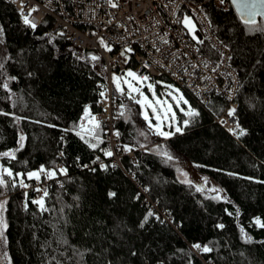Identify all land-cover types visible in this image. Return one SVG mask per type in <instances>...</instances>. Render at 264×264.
I'll list each match as a JSON object with an SVG mask.
<instances>
[{"label":"trees","instance_id":"trees-1","mask_svg":"<svg viewBox=\"0 0 264 264\" xmlns=\"http://www.w3.org/2000/svg\"><path fill=\"white\" fill-rule=\"evenodd\" d=\"M193 1L203 3L215 33L232 53L241 78L236 114L247 134L237 138L216 122L227 106L223 97L200 103L183 90L199 115L179 113L182 132L163 138L149 129L136 101L113 87L125 109L117 131L137 156V164L124 157L123 166L174 220L170 225L153 217L141 228L151 210L142 192L111 161L107 171L90 166L103 143L93 150L75 134L86 106L101 110L99 93L107 83L102 58L91 61L92 54L100 55L79 50L52 33L50 25L32 30L11 3L0 0V82L10 89L0 87V112L10 114L0 115V153L15 150V159L0 155V167L14 174L41 166L67 170L51 179L46 212L32 203V192L22 191L19 177L12 187L5 176L9 187L0 189V200H7L5 250L10 264H264V228L254 223L255 218L264 221V36L249 35L232 5L220 11L208 0ZM98 134L102 139V132ZM185 172L201 179L182 183ZM212 182L220 192L211 190ZM109 192L116 197L110 199ZM216 196L220 199L212 198ZM241 229L251 242L244 241ZM194 243L213 251L198 256Z\"/></svg>","mask_w":264,"mask_h":264},{"label":"built area","instance_id":"built-area-1","mask_svg":"<svg viewBox=\"0 0 264 264\" xmlns=\"http://www.w3.org/2000/svg\"><path fill=\"white\" fill-rule=\"evenodd\" d=\"M7 1L19 14L22 0ZM208 2L220 11H228L231 8L230 3L220 6L218 0ZM23 3L26 5L25 13L32 6L39 8L38 12L30 16L31 22L37 27L47 24L50 25L52 33L59 35L63 32L64 35L60 36L65 37L79 50L96 51L105 64L107 83L103 91L106 92L107 99L100 98L99 112H93L91 109L90 111L101 122L99 130L102 132L103 140L101 149L111 150L113 156H105L100 149L90 166L96 164L100 166L101 163L106 165L111 161L122 168L142 192L145 204L165 223L174 225L173 216L159 208L147 191L140 186L135 176L123 166L124 157L137 164V156L134 150L126 151L120 136L116 135L119 112L125 113V109L113 93L112 75L114 72L124 73L131 69L142 75H150V81L166 79L197 98L200 103H209L216 96L223 97L227 101V106L216 122L227 133L233 135L229 129H236L239 120L236 111L233 116H229L228 113L230 109H238L237 98L241 89V78L233 67L230 49L215 33L212 24H209L210 19L203 10V3L193 0H119L117 8H111L106 0H51V3L49 0H23ZM184 15L191 16L197 22L199 28L196 35L204 40L203 44H197L192 40L184 26L177 23ZM20 18L22 19L21 16ZM101 37L113 47L112 52L106 51L99 44ZM164 39L169 43H163ZM124 46H130L134 50V53L129 54L131 58L127 63H124L120 56ZM207 49L212 51L211 55ZM205 61L209 64L207 69L203 67ZM193 65L196 67L193 68ZM217 65H219L217 70L211 71ZM184 69H187V72ZM83 122L87 123L86 120ZM24 182L29 187L22 188V191L26 194L32 192L34 194L32 201L40 199L43 195L42 191L38 192L36 189L47 190L52 183L51 179L43 175L40 181L24 179ZM61 184L60 181H56L57 186ZM194 251L201 256V251L197 249Z\"/></svg>","mask_w":264,"mask_h":264},{"label":"snow or ice","instance_id":"snow-or-ice-1","mask_svg":"<svg viewBox=\"0 0 264 264\" xmlns=\"http://www.w3.org/2000/svg\"><path fill=\"white\" fill-rule=\"evenodd\" d=\"M13 2H15V0H13ZM49 3H51V0H49ZM106 3H108V5L111 8H117L119 7V0H106ZM218 3L220 6H224L227 3H230L236 10V12L238 13L239 19L240 21L243 23V25L245 26V29L247 31V33L249 35H254V34H260L262 36H264V0H218ZM26 7V5L23 3V0L21 2V6L19 11V15L22 17V21L23 24L29 28H31L32 30H35L37 28V25L32 23L30 20V16L32 13L34 12H38L39 8L37 6H32L28 9V12L25 13L24 8ZM201 11H203L201 9ZM206 14H205V19H206ZM177 23H181L185 29H187L188 33L191 35L192 40H194L197 44H203L204 40L200 39L197 35V25L196 23L193 21V18L191 16L188 15H184L182 20H178ZM211 22L209 21V24ZM59 35H64L63 32L59 33ZM93 35H95V33H93ZM51 39H54V37H52ZM99 44L108 52H112L114 49L112 46L109 45L108 42H106L102 37L99 38ZM4 43V28L3 26H0V44ZM163 43L168 44L169 41L167 39L163 40ZM215 47V46H213ZM157 51H159V48L156 49ZM197 51H199V49H197ZM134 53L133 48H131L130 46H124L120 52V56L123 59L124 63H127L131 56L129 54ZM221 56H223V53H221ZM231 57H229L230 59ZM8 59H10V57H8ZM100 56L92 54L90 56V60L91 61H98L100 60ZM147 62H145V67H147ZM219 65H217V67H214L211 69V71L215 72L217 70ZM193 68L196 67V65L192 66ZM203 67L205 69L209 68V64L205 61L203 62ZM4 68V64L0 63V70H2ZM185 72H187V69H184ZM206 79H210V77H205ZM9 79L11 80H15V77H9ZM151 80L150 75L148 74H140L137 73L135 71H132L131 69L127 70L124 72V74L121 75H117V74H113L112 76V81L115 84V89L116 92L120 93L121 95L125 94V89H124V85L127 86L128 92L127 95L129 96V98L136 100L137 104L142 105L145 108V112H144V119L146 121H148L149 123V127H155L156 133L159 136L168 138L170 136L175 135L176 133H181L182 132V128L179 126L175 127V131H164L163 130V126L165 124V122L169 121L171 119L172 122L175 121V113L172 110V104H170L168 102L167 99H161L159 97L156 96L155 93V85L153 83H150L149 81ZM141 86H146L149 91L152 93L153 99H149V97L147 95H145V93L142 90ZM0 87H3L6 90H9V85L7 82H0ZM103 87V86H102ZM169 89H172V91H169L166 93L167 96H170L172 98L173 101H175L177 107H179V105L181 104V102L185 105H188V101L186 99H184L183 94L180 93V90L178 88H174L172 85H167L166 86ZM173 93H176V95H174ZM135 94V95H134ZM99 95L101 97H103L105 100L107 99L106 96V92L105 91H101L99 93ZM137 95L140 97V99H137ZM15 106V104L13 103V107ZM151 109L155 119L157 120V124H155L154 126L152 125L151 119L148 115V109ZM106 110V109H105ZM180 111L184 112L185 109L184 108H180ZM235 109H230L229 110V116H233L235 114ZM0 115H10L9 113L6 112H0ZM185 115L189 116V117H194V116H198L199 113L195 110V109H191V106L189 105V110L187 112H185ZM119 116H124V112L120 111L119 112ZM15 119L17 121H19L20 119H22L21 117H15ZM87 121V123L85 124L83 121ZM169 122L168 123V127L171 128L173 127V123ZM184 126H187L189 124V120H185L183 122ZM51 126V125H50ZM76 130L75 134L77 136L80 137V139L88 145L89 148H92L93 150L97 149L99 147V145L101 143H103V140L100 138L99 136V130L101 129V122L99 120L96 119V117L91 113L90 108L88 106L85 107L84 109V115L82 117V122L79 123L78 125L75 126ZM238 130V131H237ZM230 132H232L233 135L237 136V138L246 135V130L240 128L239 123L237 122V126L236 129H229ZM141 135H145V133L141 132ZM117 136H119V132L116 133ZM24 140L25 137L23 135H21L19 137V145L22 148L24 145ZM95 141V142H93ZM141 147H143V145H141ZM125 150L128 152L132 151L131 147L125 146ZM101 151L104 152V155L107 157H112L113 156V152L111 150H107V149H101ZM0 155H3L5 157H8L10 159H15V150L13 151H8V152H4V153H0ZM62 155V154H61ZM163 156H165L167 158V160H172L173 157L167 153V152H163L162 153ZM96 160H99V157L96 158ZM93 163H96V161H93ZM85 167H87L85 165ZM100 167L107 171L108 169V165H105L103 163L100 164ZM112 167H115V165H112ZM57 171H59L60 174H67V170L66 169H46L43 166H41V168L37 171H31L28 172L27 174H23V173H13V171L9 168H3L0 167V189H7L9 187V182L8 180L5 179V176L9 177L12 179V187L16 186V182H17V177H19V186L22 188H27L29 187L28 184H26L24 182L23 177L26 175L27 179L32 180L35 179L37 181L41 180V176H45L47 179H52L54 177L57 176ZM94 171V169H93ZM185 176L187 175L186 173L184 174ZM231 175V173L229 174ZM182 183H187L189 185L192 184V181L190 180H184L182 181ZM264 183V182H262ZM197 191H202L203 189H201L200 187H197L196 189ZM36 191H42L43 195L40 197V199L38 200H33L32 203L36 204L37 207L40 209L41 212H46L49 211L48 208H46L45 206V197L48 196V192L46 189L41 190V189H36ZM145 191H149V189L145 188ZM212 191H218L217 189H212ZM2 194V193H0ZM117 193L116 192H109L108 196L109 198H114L116 197ZM213 199H220L219 196L216 197H212ZM136 199H139V194H137ZM7 200H0V244H6L7 243V237L5 235L7 229H8V223L5 217V212L7 211ZM25 208H27V203L25 204ZM229 215H231V213H229ZM155 218L157 221H160L161 223H163L164 221L161 220L160 216L157 215L156 213H154L152 210H149L147 212V214L145 215L144 219L141 221L139 227L143 228L145 226V224L148 223L149 218ZM254 223L256 226L260 227V228H264V221H262L260 218H255ZM218 228L223 229L224 225L223 224H219L217 225ZM242 232V238L244 239V241L247 242H251V237H249L247 235V233H245L243 231V229H241ZM192 247L194 249H197L203 253H210L213 251V249L211 247H209L208 245H201L200 243H194L192 245ZM134 254V253H133Z\"/></svg>","mask_w":264,"mask_h":264},{"label":"rangeland","instance_id":"rangeland-1","mask_svg":"<svg viewBox=\"0 0 264 264\" xmlns=\"http://www.w3.org/2000/svg\"><path fill=\"white\" fill-rule=\"evenodd\" d=\"M193 21L196 23V25H197V30H198L199 26H198L197 22H196L194 19H193ZM186 31H187V29H186ZM187 32H188V31H187ZM114 73L117 74V75H121V76L124 74V73H116V72H114ZM114 73H113V74H114ZM112 76H113V75H112ZM156 80H161V79H156ZM163 80H165V79H162V81H158V82H155L154 80H153V81H149V82H150V83H153V84L155 85V93H156V96H157V97H159V98H161V99H167L168 102H169L170 104H172V110H173V112L175 113V121L172 122L171 119H170L169 121L165 122V124H164V126H163V130L166 131V132H168V131H172V132H174L176 126H179V127H180L179 122H178V115H179V113H184V114H185V112H187V111L189 110V105L191 106V109H193V106H192V104H191V102H190L188 96L186 95V93H185L181 88H179V87H177L176 85L170 83L169 81L167 82V81H163ZM112 85H113V87H114V89H115V84L113 83V81H112ZM167 85H172L174 88H178V89L180 90V93L183 94L184 99H186V100L188 101V105H185V104H183V103L181 102V104L179 105V107H177L175 101H173L172 98H171L170 96H167V95H166L167 92L172 91V89H169V88L166 87ZM123 87H124V89H125V94H123V95H121L120 93H118V94L121 95L122 97L126 98V99H131V98H129V96L127 95V92H128L127 86L124 85ZM141 87H142V90H143V92L145 93V95H147V96L149 97V99H153L152 93L149 91V89H148L146 86H141ZM173 94L176 95V93H173ZM134 95H135V94H134ZM136 98H137V99H140V97H139L138 95H137ZM132 100H133V99H132ZM134 101H136V100H134ZM138 105H139V107H140V109H141V113H142V116H143V118H144L145 108H144L142 105H140V104H138ZM180 108H184L185 111H184V112L180 111ZM148 115H149V117H150V119H151L152 125L154 126L155 124H157V120L155 119V117H154V115H153V113H152V111H151L150 108L148 109ZM145 121H146V120H145ZM146 122H147V124H148V126H149L148 121H146ZM169 122H172V123H173V127H171V128L168 127V123H169ZM149 129H150L153 133H156L155 127H152V128L149 127ZM156 135H157V134H156ZM158 136H159V135H158ZM161 137H162V136H161ZM163 138H164V137H163ZM146 139L149 140V135H146ZM148 143H150V142L148 141V142L146 143V145H147ZM185 173H186V172H185ZM185 173H183V174L181 175V179H182L183 181H184V180H190V181H192V182H197V181H199V180L201 179V177L198 176V175L190 176L189 174L186 173L187 175L185 176V175H184ZM212 189H217V190H218V191H213V192H215V193H216V192H220V188H219V186H218L216 183H214V182H212L211 190H212ZM0 264H10V261H9V259H8V256H7V253H6V250H5V244H0Z\"/></svg>","mask_w":264,"mask_h":264},{"label":"water","instance_id":"water-1","mask_svg":"<svg viewBox=\"0 0 264 264\" xmlns=\"http://www.w3.org/2000/svg\"><path fill=\"white\" fill-rule=\"evenodd\" d=\"M235 9V8H234ZM236 11V10H235ZM238 14V13H237Z\"/></svg>","mask_w":264,"mask_h":264}]
</instances>
